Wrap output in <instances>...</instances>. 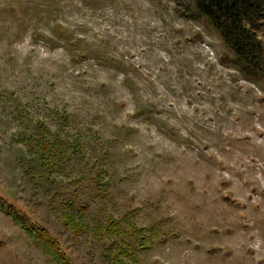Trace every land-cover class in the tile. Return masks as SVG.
<instances>
[{
	"label": "rangeland",
	"instance_id": "1",
	"mask_svg": "<svg viewBox=\"0 0 264 264\" xmlns=\"http://www.w3.org/2000/svg\"><path fill=\"white\" fill-rule=\"evenodd\" d=\"M234 59L172 0H0V198L71 264H264V78ZM0 264L57 263L0 211Z\"/></svg>",
	"mask_w": 264,
	"mask_h": 264
},
{
	"label": "trees",
	"instance_id": "2",
	"mask_svg": "<svg viewBox=\"0 0 264 264\" xmlns=\"http://www.w3.org/2000/svg\"><path fill=\"white\" fill-rule=\"evenodd\" d=\"M172 1L178 15L203 18L210 24L223 45L234 55L235 59L226 63L236 66L246 76L264 78V0H192L194 13L182 0ZM44 146L49 148L51 145L45 141ZM67 209L73 210L71 203L67 204ZM69 210L64 217L65 226L78 233L87 230L88 224L82 219L75 221ZM0 211L17 223L54 262L71 264L46 229L34 224L2 198ZM116 225L110 218V229L114 230ZM114 259L116 264H125L118 256Z\"/></svg>",
	"mask_w": 264,
	"mask_h": 264
}]
</instances>
